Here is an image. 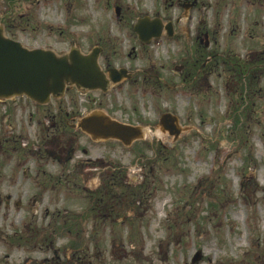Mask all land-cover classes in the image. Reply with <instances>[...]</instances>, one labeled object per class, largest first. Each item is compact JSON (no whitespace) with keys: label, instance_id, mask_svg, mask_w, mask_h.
I'll list each match as a JSON object with an SVG mask.
<instances>
[{"label":"rangeland","instance_id":"374dc122","mask_svg":"<svg viewBox=\"0 0 264 264\" xmlns=\"http://www.w3.org/2000/svg\"><path fill=\"white\" fill-rule=\"evenodd\" d=\"M183 4L0 0V25L24 48L104 47L114 68L136 72L106 95L71 89L60 106L145 130L126 148L63 128L57 150L69 137L73 160L54 162L40 152L33 104L0 102V264H264V0ZM145 17L172 22L173 38L141 44L133 27ZM165 114L178 138L160 128ZM16 195L42 204L5 208Z\"/></svg>","mask_w":264,"mask_h":264},{"label":"water","instance_id":"95a60500","mask_svg":"<svg viewBox=\"0 0 264 264\" xmlns=\"http://www.w3.org/2000/svg\"><path fill=\"white\" fill-rule=\"evenodd\" d=\"M194 4L185 8L188 10ZM164 29L169 36L173 35L172 23L164 26L159 19L144 18L136 25L135 32L142 42H149L159 38ZM100 51L94 49L90 55L84 56L79 50L72 49L68 55L57 56L51 51L27 50L20 43L5 37L0 25V101L27 97L44 105L51 98H61L68 86H75L83 92H106L110 85L131 79L132 73L126 70H110L106 76L98 64ZM161 127L175 138L181 132L177 118L169 114L162 117ZM77 128L95 141L114 140L125 147L144 139L142 127L116 122L100 111L85 116Z\"/></svg>","mask_w":264,"mask_h":264},{"label":"flooded vegetation","instance_id":"af4514ba","mask_svg":"<svg viewBox=\"0 0 264 264\" xmlns=\"http://www.w3.org/2000/svg\"><path fill=\"white\" fill-rule=\"evenodd\" d=\"M185 1L188 2L189 0H185ZM200 34L201 33H199L196 36L195 41H198L199 44H201V45L204 44V48L206 50L210 47V44L208 42L209 34H205V33H204V35L202 34L204 36V39L201 38ZM173 36H174V33H173ZM167 38H169V37H167ZM138 40H139V38H138ZM204 40L206 42H204ZM140 43L143 45L149 44V43L141 42V40H140ZM115 46H116V44H115ZM100 49H101L100 59H103V62L105 64L104 72L108 73L109 70L114 68L113 65L111 64L110 60L112 57H114V55L116 56V54L113 55L109 52L107 54L104 47H101ZM113 49L115 50V47ZM131 56H132V54H129V57H131ZM217 60L218 59H216V57L206 59V61H204V64L201 66V69L205 70V69L209 68V65L214 61L216 62ZM176 70L178 71L177 72L178 74L180 72H182V75H184L187 71V68L185 67L183 69L182 67H179ZM127 71L129 73H133V75H132L131 79L126 80L125 82L133 81L135 76H136L135 75L136 72H132L129 69ZM188 77L189 76H186V79ZM115 88L116 87L110 88L108 93ZM71 89L72 88H68L67 93L71 94V92H72ZM77 116L78 115L74 111L73 108L72 109L63 108L62 106L58 105L57 101H54V100L51 101V103L47 106H38L36 104H33L32 112H30V121L31 122L34 121L35 125L39 128L40 134H41V137L39 139V142H40L39 145L42 146V148H41L42 150L40 152L44 153V155L47 156V158H49L50 161L55 162V160L53 158L57 159L59 157V159H58L59 162L64 161V162H66V164L69 162H72L71 159H73V157L71 155L73 154L74 150L69 149L70 148L69 137L67 138V142H66L65 146H63L60 150H57V148L59 147V143L63 141V137H61L59 134L61 132V129L67 128L68 130L70 129L72 131H76L75 129H72V128L75 126V124L79 120V117H77ZM59 137H61V138H59ZM90 142H92V141H90ZM70 152H71V154H70ZM83 154H86V151H83ZM63 158H65V159H63ZM20 159L17 160L18 163L22 162ZM18 167L19 168H17V171L14 172V175L18 174V172H19L18 170L20 169L21 165L19 164ZM42 188L46 189L47 187H45V186L42 187L41 183H37L36 190H38V189L40 190ZM51 188L54 189L55 187L51 186ZM26 194H27V192H26ZM17 197H19V196L16 195V197H14L13 199H12V196L6 197V200L4 202V207L9 208L11 206V204L13 203L14 207L22 209L24 204L25 205L27 203L35 204V203H38L39 200L42 204V200H43V197L40 196L38 198V200H33L32 198H28L27 202L26 201L24 202L23 197L21 196V197H19L20 201L15 202V199ZM35 197H37V196L35 195ZM23 202H24V204H23ZM1 205H2V203L0 201V206Z\"/></svg>","mask_w":264,"mask_h":264},{"label":"trees","instance_id":"16d2710c","mask_svg":"<svg viewBox=\"0 0 264 264\" xmlns=\"http://www.w3.org/2000/svg\"><path fill=\"white\" fill-rule=\"evenodd\" d=\"M101 199H102V198H101ZM101 199H99V201L97 202L98 204L100 203V200H101Z\"/></svg>","mask_w":264,"mask_h":264}]
</instances>
